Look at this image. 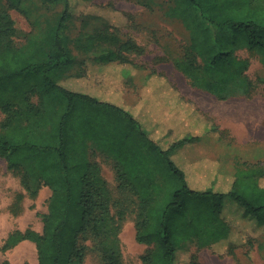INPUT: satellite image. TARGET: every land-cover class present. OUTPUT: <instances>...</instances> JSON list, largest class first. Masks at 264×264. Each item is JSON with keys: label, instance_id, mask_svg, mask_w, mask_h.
<instances>
[{"label": "trees", "instance_id": "obj_1", "mask_svg": "<svg viewBox=\"0 0 264 264\" xmlns=\"http://www.w3.org/2000/svg\"><path fill=\"white\" fill-rule=\"evenodd\" d=\"M22 1L7 0L19 12ZM39 1L61 4L63 10L50 32L37 31L21 47L14 41V22L0 12V159L30 198L41 187L51 195L41 233H10L2 251L27 241L35 246L37 264H83L92 238L101 264H122L118 232L123 212L116 218L110 214L111 199L99 166L89 161L90 147L114 163L118 188L133 198L135 240L147 247L142 264H181V254L188 256L186 264H197L192 247L199 252L221 241L231 253L251 242L250 237L243 244L234 240L235 234L246 233L241 227L263 236L264 169L246 166L220 187L189 186L172 156L196 138L188 135L163 147L155 127L140 122L154 116L146 112L149 97L128 107L119 97L103 99L77 86L76 80L89 77V63L93 73L105 69L94 81L96 89L110 77L128 84L135 72L118 66L132 65L128 57L141 56L143 49L100 17L75 18L69 0ZM127 1L148 10L159 8V1L168 4L163 16L179 23L184 35L177 49L165 44L163 51L193 88L227 101L251 98L258 83L264 84L248 77L249 61L240 56L256 57L264 67V0ZM89 18L97 23L92 29ZM76 19L83 27L72 39ZM164 83L152 72L142 90L153 92L145 88ZM164 100L163 105L176 103ZM225 209L229 218L234 214L244 220L237 230L226 222Z\"/></svg>", "mask_w": 264, "mask_h": 264}, {"label": "rangeland", "instance_id": "obj_2", "mask_svg": "<svg viewBox=\"0 0 264 264\" xmlns=\"http://www.w3.org/2000/svg\"><path fill=\"white\" fill-rule=\"evenodd\" d=\"M69 2L75 18L100 17L144 51L141 56L128 57L132 65L118 66L125 73L135 72L128 84L118 87V82L114 77H110L108 84L102 83L101 87L96 89L93 87L94 81L101 80L105 69L93 73L89 63L87 64L89 77L76 80L78 87L84 88L85 84L89 89L91 88V91L94 90L93 93H101L103 99L114 100L121 94L127 105L134 106L143 96V80L147 75L155 72L165 78L166 83H172L177 87L175 91L179 90L184 97L195 98L204 110L202 115L209 125L214 127L212 135H206L207 137L192 150L200 149L203 156L217 159L220 170H230L231 173L254 164L264 169V84L258 83L251 98L234 97L227 101H219L209 93L193 88L174 67L172 60L164 54L163 45L169 44L172 49H177L184 31L179 23L163 16V11L168 5L163 1H159V8L153 10L145 9L127 0H69ZM62 10L61 4L47 5L39 0H23L19 12L11 9L7 0H0V12L7 13L14 22L16 30L14 41L17 47L23 46L39 30L50 32ZM86 20L89 29L97 25L91 18ZM81 25L80 19L74 20L69 32L70 38L76 37L83 27ZM73 53L78 54L77 51ZM240 56L249 61L248 77L255 82L257 79L264 80V67L257 58L250 57L247 53H240ZM107 85L109 88L106 87ZM1 118L0 115V120ZM88 158L101 170V176L111 199L110 214L116 218L123 212L124 217L118 232L122 264H142L141 258L146 253L147 247L135 240V207L129 203L133 198L118 188L114 163L106 155L90 147ZM50 195L48 188L41 187L37 196L30 198L22 189L18 176L8 171L5 162L0 159V264L3 261L9 264H37V253L32 243L24 241L7 252L2 251V246L6 237L13 232L32 230L41 233V217L47 212ZM225 214L226 222L232 229L237 230L244 221L234 214L230 218L227 217L229 213L225 212ZM241 230H245L246 233L235 234L234 240L243 244L250 237L249 245L237 247L231 253L225 241L199 252L192 247L191 252L195 254L196 263L264 264V235L262 236L259 231L251 232L247 227H241ZM86 246L83 264H101L95 241L91 238ZM180 258H182L181 264L188 262L186 254H181Z\"/></svg>", "mask_w": 264, "mask_h": 264}, {"label": "crops", "instance_id": "obj_3", "mask_svg": "<svg viewBox=\"0 0 264 264\" xmlns=\"http://www.w3.org/2000/svg\"><path fill=\"white\" fill-rule=\"evenodd\" d=\"M114 79L118 82V87L122 86L123 78L117 77ZM83 86L84 88H78L83 91L87 88L85 84ZM107 88H109V86H107ZM145 89H151L153 91L149 93L144 91L142 95L149 96L151 104L146 112L154 116L149 122L145 120H140V122L144 126H151L150 128L155 127L153 130L155 133L154 136L158 141L163 142V147H168L172 142L188 135L197 139L194 144L181 147L172 156L177 167L184 172L188 185L196 187L216 184L220 187L226 183V179L232 178L233 173H231L230 170H220V164L217 159L203 156V154L200 153V149L192 150L207 137L206 135L209 133V130H211L210 125H207L209 123L202 115L204 110L199 105L198 101L190 96H186L187 98L184 97L179 90L175 91L177 87L169 82L155 88L149 85ZM167 97L171 100H176V103L172 105V107L163 105V101H167L164 100ZM119 99L120 103H123V106H131L124 102L121 94ZM137 104L138 103H135L134 106ZM183 112H185V114H183ZM135 116L137 115L135 114ZM210 134L212 135V133ZM213 136H215V134ZM183 148H185L184 151ZM187 152L189 153L186 154ZM229 185L226 190L229 189ZM224 212L228 211L225 209ZM227 217H229V215H227Z\"/></svg>", "mask_w": 264, "mask_h": 264}]
</instances>
